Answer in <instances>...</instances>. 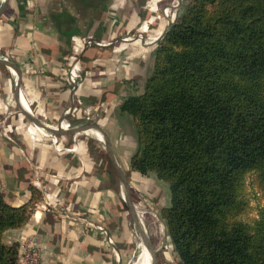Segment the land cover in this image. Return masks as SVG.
I'll return each mask as SVG.
<instances>
[{
  "label": "crops",
  "instance_id": "0c3cea01",
  "mask_svg": "<svg viewBox=\"0 0 264 264\" xmlns=\"http://www.w3.org/2000/svg\"><path fill=\"white\" fill-rule=\"evenodd\" d=\"M162 1L0 0V193L13 206L30 208L26 223L4 237L17 245L19 264L31 248L36 252L33 264H134L137 255L138 263L144 244L130 203L138 211L141 205L135 196L141 194L156 206L162 185L153 174L132 168L137 137L132 118L119 104L132 90L125 81L145 73L153 63L157 42L144 44L135 30L148 17H155L150 21L157 29L153 35L167 29L158 11ZM76 36L110 44L75 47L80 48L84 78L74 93L67 69ZM122 36L135 39L123 42ZM20 101L51 126L63 120L99 124L130 182V198L107 150V156L94 157L89 138H79L87 131L58 135L62 139L55 142L49 133L38 128L45 134L33 132L16 116L11 119L15 109L9 105L16 104L25 116ZM76 106L81 111L90 108L91 120L83 118V111L68 113ZM1 123L11 129L10 136L2 133ZM93 144L99 149L97 141ZM88 222L103 225L104 230Z\"/></svg>",
  "mask_w": 264,
  "mask_h": 264
},
{
  "label": "trees",
  "instance_id": "16d2710c",
  "mask_svg": "<svg viewBox=\"0 0 264 264\" xmlns=\"http://www.w3.org/2000/svg\"><path fill=\"white\" fill-rule=\"evenodd\" d=\"M150 21L135 33L154 34ZM153 57L119 108L134 123L132 168L167 187L160 216L179 264H264V205L239 218L246 176L264 188V0H182ZM29 215L0 193V264H19L4 237Z\"/></svg>",
  "mask_w": 264,
  "mask_h": 264
},
{
  "label": "rangeland",
  "instance_id": "374dc122",
  "mask_svg": "<svg viewBox=\"0 0 264 264\" xmlns=\"http://www.w3.org/2000/svg\"><path fill=\"white\" fill-rule=\"evenodd\" d=\"M172 1L173 0H163L161 3L162 6H160V10H158V11L161 12V14H162L163 10L166 7H169V6L171 7ZM178 9L179 8H177V10L173 11V8L171 7L170 11H169V16H164L165 17L164 18L162 15V17L164 19L162 22V23H164V27L170 25V22L172 21L171 17H173L174 14H176L178 12ZM158 32L161 33L159 35L160 36L159 39H160L165 31L163 32L161 30H158ZM135 36H136V34H135ZM135 36H133V37L135 38ZM152 36H153V34L150 35L149 33H143V37L141 38L142 42L146 41V40L149 42L150 40H152ZM156 42L158 44L159 40ZM149 44H152V43H149ZM9 107H10V109H15L13 112L14 115H10L11 119L13 121H14V119L19 118V119H21V121L25 122L26 126L28 125L27 127L29 128V130H31L33 132H37L35 129V126L33 125L32 121L28 117L27 112H26L25 116H22L20 114V111H19L18 107L16 106V104L13 106L9 105ZM8 111H10V110H8ZM14 116H16L17 118ZM30 123H32V124H30ZM1 125H2V123H1ZM11 126L8 125L9 128H12ZM30 128H32V129H30ZM10 130L11 129L5 131L4 126L2 125V130H1L2 133H3V131H5L4 134L6 133L7 136H10V135H8V134H10ZM74 135H76V133ZM79 136H80L79 138L88 137L90 140V143L97 141L100 144L101 149H98L97 151L92 153V154H94V157H101L103 155L107 156L106 149L104 148V144H105L104 140L96 138L97 136H95L94 134H92L90 132H88V134L85 133V134L79 135ZM61 139H59V141ZM9 140H11V139H9ZM66 141H68V140H66ZM159 192H160L159 193V199L156 198V200H157L156 206L153 205L151 199L146 198L145 195L142 196L141 194H139L138 197L135 196L136 201H138V203H140V205H141L138 208V212L140 213L141 218L144 217L142 219L144 222V226L147 230L148 235L151 238V241H152L154 248L156 249V264H168L167 259L170 261V264H179V261H176L177 259L174 257L175 255L173 254V249H172V246L169 242V239L167 238L168 236L166 233L164 222L160 216L161 207H163L167 204V199H168V192H167L166 185H165V187H160ZM242 195L247 202V207H246L245 211L243 213H241L239 218L243 221L250 222L251 220H253L254 218H256L258 216L259 207L264 205V188H262L258 184L257 175L255 173H249L246 176L244 184H243V188H242ZM137 254H138V252H137ZM137 257H138V255L136 256V262H134V264H138L137 263V259H138Z\"/></svg>",
  "mask_w": 264,
  "mask_h": 264
},
{
  "label": "built area",
  "instance_id": "2783aa9c",
  "mask_svg": "<svg viewBox=\"0 0 264 264\" xmlns=\"http://www.w3.org/2000/svg\"><path fill=\"white\" fill-rule=\"evenodd\" d=\"M181 1L182 0H173L172 1L171 7L173 8V11L177 10V8L180 7ZM171 7L170 6L166 7L163 10V12H162L163 17L164 16H169V11H170ZM172 18L173 17H171V20H172ZM160 34L161 33L159 32L158 35H153L152 36V40H150L149 42L147 40L143 41L144 44L155 43L156 41L159 40V37H160L159 35ZM136 36L142 38L143 37V33L142 32H138L136 34ZM134 39L135 38L133 36H122L121 37V40L123 42L132 41ZM81 44H82L83 50H86L88 48H93V47L102 48V47H105V46L109 45L110 43L102 41V40L95 39V38H93L91 36H86V37H83V41H82ZM67 76H68V81H69L70 87L72 88V91L75 93L78 90L79 85L81 84V82L83 80V69H82V65H81V61H80V56H78L73 62H71L69 64L68 69H67ZM74 101L75 102L77 101V97L73 98V102ZM73 111H74V107H70L68 109V113H72ZM83 113L85 115L86 120H91L92 112H91L90 108H88V107L84 108L83 109ZM64 123H69V121L63 120L59 124L62 127V125ZM64 129H66V128H64ZM47 135L52 137V139L55 142H58L59 137H57L56 135H52L50 133L47 134ZM74 138H76V137H74ZM88 225L91 226V227H96L98 230H104V226L103 225H99V224L96 225L93 222H88ZM108 242L110 244L113 243L112 237L108 236ZM35 254H36L35 250H33V248H31L30 250H28L27 252L24 253L23 257L21 258V263L20 264H33L34 259H36Z\"/></svg>",
  "mask_w": 264,
  "mask_h": 264
},
{
  "label": "water",
  "instance_id": "95a60500",
  "mask_svg": "<svg viewBox=\"0 0 264 264\" xmlns=\"http://www.w3.org/2000/svg\"><path fill=\"white\" fill-rule=\"evenodd\" d=\"M6 64L11 65L9 62H7ZM26 106L27 105L24 102L21 103V101H20V108H21V111H22V113L24 115L26 114ZM30 112L32 113L31 109H30ZM32 116L37 121H39L40 123H42L49 130L48 133H50L52 135H56V136H58V135H64V134H72V133H77V132H82V131H87L85 127L88 126V125H91V124L81 125L80 128H78L77 130H71L70 131V130H67V129L62 128L60 126V124H58L56 126H51V125H49L47 123H44L43 121H41L38 118H36L33 113H32ZM93 124L94 125H97V123H93ZM104 148L107 150V152H108L111 160L114 162L115 168L118 171L119 176L121 177L122 184H123V187H124V191L128 195V197L130 198L131 187H130V182H129L128 178L126 177L124 171L122 170V168L118 164V162H117V160H116V158H115V156L113 154V151L111 149L110 144H106V142H105ZM130 207H131L132 214H133L134 218L136 219V224H137V226L139 228V233H140V235L142 237L143 244H144V248H147L148 251L151 254V264H156V249L154 248V246L152 244V241H151L150 236L146 232L147 230H146V228L144 226V222H143V220H142L139 212L135 208V204L131 202L130 203Z\"/></svg>",
  "mask_w": 264,
  "mask_h": 264
},
{
  "label": "bare ground",
  "instance_id": "6f19581e",
  "mask_svg": "<svg viewBox=\"0 0 264 264\" xmlns=\"http://www.w3.org/2000/svg\"><path fill=\"white\" fill-rule=\"evenodd\" d=\"M24 98V97H23ZM12 99V98H11ZM25 99V98H24ZM23 100V99H22ZM16 102V101H15ZM24 102V101H23ZM25 103V102H24ZM27 103V102H26ZM17 106V105H16ZM26 112H27V115L28 117L30 118V120L32 121L33 125L35 126V129L38 128L44 132H49V130L42 124L40 123L39 121H37L33 116H32V113L30 112V109L28 107V105L26 106ZM30 122V121H29ZM30 123V124H32ZM28 126V125H27ZM81 125L79 124H76V123H73V122H69V123H64L62 125L63 128H66L67 130H77L78 128H80ZM94 126V127H93ZM87 132H90L92 134H94L95 136H97L96 138H99L101 140H104L105 142L107 141V139L105 138L104 134H103V131H102V128L99 124L97 125H94V124H91V125H88L85 127ZM95 128V129H94ZM32 129V128H30ZM38 129H36V131L40 134H45L41 131H39ZM96 130V132H95ZM6 131V130H5ZM76 135H78L76 133ZM108 142V141H107ZM123 198V197H122ZM125 200V199H124ZM136 205V204H135ZM138 206V205H137ZM134 208V207H133ZM139 208V207H138ZM144 208V207H143ZM135 210V209H134ZM140 214V213H139ZM152 214V213H151ZM142 215V214H141ZM155 216V215H154ZM144 218V217H143ZM142 218V219H143ZM146 220V219H145ZM152 221V220H151ZM153 222V221H152ZM155 223V222H154ZM135 227V226H134ZM159 227V226H158ZM136 228V227H135ZM161 228V227H160ZM136 232V231H135ZM147 232V231H146ZM148 234V233H147ZM164 234V233H163ZM162 235V234H161ZM163 237V236H162ZM168 238V237H167ZM167 242V241H166ZM140 248H141V244H139ZM144 247V245H143ZM142 252L140 253V256H139V260H138V264H151V254L150 252L148 251L147 248H142ZM137 254V253H136ZM135 255V254H134ZM134 262V261H133Z\"/></svg>",
  "mask_w": 264,
  "mask_h": 264
}]
</instances>
